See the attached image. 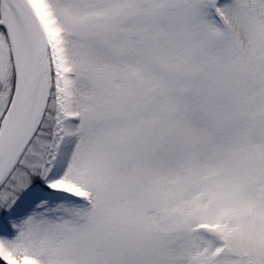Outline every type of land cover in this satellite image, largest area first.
<instances>
[{"label":"snow or ice","instance_id":"6c2138e0","mask_svg":"<svg viewBox=\"0 0 264 264\" xmlns=\"http://www.w3.org/2000/svg\"><path fill=\"white\" fill-rule=\"evenodd\" d=\"M0 264H264V0H0Z\"/></svg>","mask_w":264,"mask_h":264}]
</instances>
